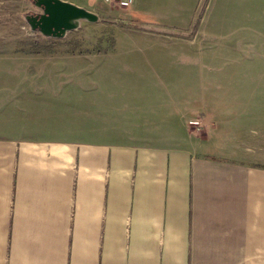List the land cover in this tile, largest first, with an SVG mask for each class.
<instances>
[{
	"label": "crops",
	"instance_id": "0c3cea01",
	"mask_svg": "<svg viewBox=\"0 0 264 264\" xmlns=\"http://www.w3.org/2000/svg\"><path fill=\"white\" fill-rule=\"evenodd\" d=\"M182 2L100 65L0 66V264H264V0Z\"/></svg>",
	"mask_w": 264,
	"mask_h": 264
},
{
	"label": "rangeland",
	"instance_id": "374dc122",
	"mask_svg": "<svg viewBox=\"0 0 264 264\" xmlns=\"http://www.w3.org/2000/svg\"><path fill=\"white\" fill-rule=\"evenodd\" d=\"M86 1L94 4L83 7L96 13L99 19L95 22L80 20L76 29L68 31L63 37H55L31 28L27 16L42 12L35 4V0H0V66L44 65L69 60L76 65H86L89 60L94 59L99 60L92 61L91 65H100L98 63L103 60L100 61L99 57L114 50L115 36L119 30L140 28V23L125 18L127 8L114 1ZM184 1L187 2H182L186 4L184 10L186 17L191 12L192 1L196 0ZM207 1L199 0L198 17L205 11ZM178 10L183 12L182 8ZM194 31L193 26L191 36L194 35ZM169 33L174 34L175 41L182 40L183 31L170 29ZM197 119L199 124H193L196 130L206 127L203 125L202 117Z\"/></svg>",
	"mask_w": 264,
	"mask_h": 264
},
{
	"label": "water",
	"instance_id": "95a60500",
	"mask_svg": "<svg viewBox=\"0 0 264 264\" xmlns=\"http://www.w3.org/2000/svg\"><path fill=\"white\" fill-rule=\"evenodd\" d=\"M42 12L28 15L31 28L47 36L63 37L76 29L80 20L95 22L99 16L85 7L65 0H35Z\"/></svg>",
	"mask_w": 264,
	"mask_h": 264
},
{
	"label": "built area",
	"instance_id": "2783aa9c",
	"mask_svg": "<svg viewBox=\"0 0 264 264\" xmlns=\"http://www.w3.org/2000/svg\"><path fill=\"white\" fill-rule=\"evenodd\" d=\"M119 4L121 7H128L133 3V0H112ZM191 124H199L198 119H193L190 121Z\"/></svg>",
	"mask_w": 264,
	"mask_h": 264
}]
</instances>
